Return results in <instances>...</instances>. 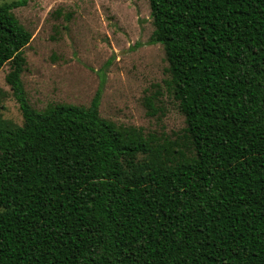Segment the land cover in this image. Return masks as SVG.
<instances>
[{"label":"trees","instance_id":"trees-1","mask_svg":"<svg viewBox=\"0 0 264 264\" xmlns=\"http://www.w3.org/2000/svg\"><path fill=\"white\" fill-rule=\"evenodd\" d=\"M186 127L171 139L88 107L35 110L32 32L0 3V264H264V0H148ZM148 112L156 109L147 98Z\"/></svg>","mask_w":264,"mask_h":264},{"label":"rangeland","instance_id":"rangeland-1","mask_svg":"<svg viewBox=\"0 0 264 264\" xmlns=\"http://www.w3.org/2000/svg\"><path fill=\"white\" fill-rule=\"evenodd\" d=\"M13 1L19 0L0 3ZM13 13L33 34L21 79L35 110L88 107L100 90L102 118L145 135L175 139L183 132L185 117L167 85L164 48L151 43L155 27L148 0H27ZM9 72V64L0 71V121L22 125Z\"/></svg>","mask_w":264,"mask_h":264}]
</instances>
